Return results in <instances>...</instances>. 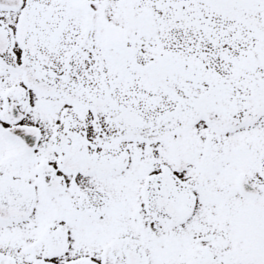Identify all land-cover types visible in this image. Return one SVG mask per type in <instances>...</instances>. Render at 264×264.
Returning a JSON list of instances; mask_svg holds the SVG:
<instances>
[{
	"label": "snow or ice",
	"instance_id": "obj_1",
	"mask_svg": "<svg viewBox=\"0 0 264 264\" xmlns=\"http://www.w3.org/2000/svg\"><path fill=\"white\" fill-rule=\"evenodd\" d=\"M0 264H264V0H0Z\"/></svg>",
	"mask_w": 264,
	"mask_h": 264
}]
</instances>
